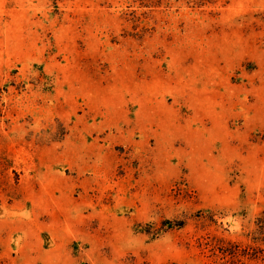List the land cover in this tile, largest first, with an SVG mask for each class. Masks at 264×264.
Returning a JSON list of instances; mask_svg holds the SVG:
<instances>
[{
	"label": "rangeland",
	"instance_id": "1",
	"mask_svg": "<svg viewBox=\"0 0 264 264\" xmlns=\"http://www.w3.org/2000/svg\"><path fill=\"white\" fill-rule=\"evenodd\" d=\"M0 264H264V0H0Z\"/></svg>",
	"mask_w": 264,
	"mask_h": 264
}]
</instances>
